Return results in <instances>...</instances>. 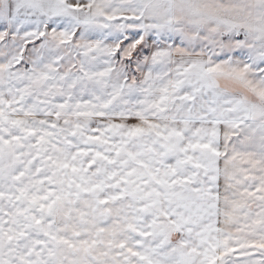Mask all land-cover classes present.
Wrapping results in <instances>:
<instances>
[{"label": "crops", "instance_id": "obj_1", "mask_svg": "<svg viewBox=\"0 0 264 264\" xmlns=\"http://www.w3.org/2000/svg\"><path fill=\"white\" fill-rule=\"evenodd\" d=\"M174 15L173 0H0V264H264L253 87L207 53H119L99 33Z\"/></svg>", "mask_w": 264, "mask_h": 264}, {"label": "rangeland", "instance_id": "obj_2", "mask_svg": "<svg viewBox=\"0 0 264 264\" xmlns=\"http://www.w3.org/2000/svg\"><path fill=\"white\" fill-rule=\"evenodd\" d=\"M173 2L174 22L168 28L163 30L130 28L120 31L114 30L115 27L114 31L105 28L99 33L104 36L110 33L112 36L115 35V42H121L119 53L127 50L126 52L135 51L132 53L139 54L157 42L172 44L175 49L181 51L207 53L211 71H225L233 77L237 76L245 86L253 87L256 97L259 98L261 105H264V0H173ZM0 37H5L1 31ZM37 47V44H33L32 51L37 52ZM69 156L74 162L75 155ZM69 170L75 173L74 169ZM84 173L86 177L93 174L96 183L107 182V170ZM104 187L107 188L106 185ZM99 204L104 206L107 203ZM181 204H184L185 210L187 208L195 210L197 215L210 208L205 202H190V207L187 206L188 203ZM216 205L217 203H212L215 209ZM248 205L252 207L255 203L251 202ZM59 212L58 208L55 212L58 220L63 216ZM93 219V213H86L84 224H91Z\"/></svg>", "mask_w": 264, "mask_h": 264}]
</instances>
